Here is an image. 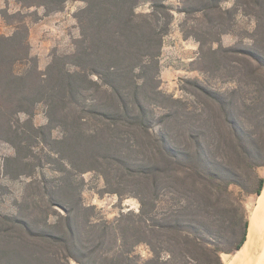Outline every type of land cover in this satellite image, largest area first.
Masks as SVG:
<instances>
[{"label": "trees", "instance_id": "16d2710c", "mask_svg": "<svg viewBox=\"0 0 264 264\" xmlns=\"http://www.w3.org/2000/svg\"><path fill=\"white\" fill-rule=\"evenodd\" d=\"M67 1L26 4L44 6L45 14H52ZM82 1L74 52L55 56L45 72L34 64L27 24L12 35H0V140L14 144L18 153L30 150L32 138L47 128L79 127L85 116L76 114L77 108L107 125L90 136L74 132L71 145L69 137L53 140L62 144L52 149L64 160L59 169L64 175L44 192L53 207L67 212L51 223L48 209L41 208L43 217L31 218L23 205L19 215L1 217L0 264H70L71 259L80 264H226V255L244 244L249 225L243 194L236 195L231 186L259 194L264 185L258 173L264 166V0H236L232 7H224L223 0H199L195 8L184 9L201 12L206 23L195 32L202 69L209 71L210 55L214 71L223 69L237 81L221 91L189 79L196 91L187 99L160 90L159 57L172 22L165 0ZM143 1L152 3L151 12H137ZM238 12L255 18L254 29L247 32L252 42L244 48L224 46L220 35L233 31ZM23 62L30 67L21 73L16 68ZM157 96L169 104H158ZM40 103L47 107L49 122L35 126ZM150 104L165 113L156 117ZM22 113L28 116L23 121ZM113 125L138 128L143 136L132 131V138L125 137L121 129L112 133ZM79 142L85 144L82 155L125 165L117 169V178L131 184L141 204L131 221L115 226L87 218L78 223L73 212L82 197L73 170L79 167L69 149ZM112 146L116 154L111 157ZM125 146L134 153L132 164L123 156ZM242 168L250 170L248 176H242ZM141 243L150 246V258L134 254Z\"/></svg>", "mask_w": 264, "mask_h": 264}, {"label": "rangeland", "instance_id": "374dc122", "mask_svg": "<svg viewBox=\"0 0 264 264\" xmlns=\"http://www.w3.org/2000/svg\"><path fill=\"white\" fill-rule=\"evenodd\" d=\"M29 1V0H27ZM20 0H7L3 8L0 9V35H12L19 28L27 24L30 28L33 23H36L41 18L40 12L46 13L44 6L29 5ZM199 0H165V3L170 8L172 13V22L168 32L163 37V46L159 57V85L160 90L176 99L192 98L190 92L196 91L187 80H199L205 86L221 91H227L237 85L236 79H232L226 75L225 70L214 71L213 57L209 55L207 66L209 71L205 72L202 69L200 60V43L195 32L206 26L201 12H186L184 9L195 8ZM236 0H223L224 7L234 6ZM82 0H68L63 10L54 12L57 14L52 25L54 29H45L38 31L36 37L46 42L42 52V59L31 53L36 58L34 64L45 72L48 65L57 55L71 54L75 50V42L81 36V28L77 18V14L81 8L85 6ZM152 3L143 1L137 7L139 13H149L152 11ZM256 24L253 16H247L242 12L236 13L235 26L233 31L220 35V43L224 46H237L244 48L251 44L247 32L254 29ZM219 36V35H218ZM218 42H214V47H218ZM30 67V65H29ZM26 62L17 65V71L23 73L28 68ZM155 72V71H154ZM153 73V71H152ZM194 99V98H193ZM195 100V99H194ZM160 105H168L169 103L161 96L155 99ZM149 108H154L156 117L162 116L165 109L158 105H152ZM74 114V113H72ZM76 114L85 116L80 121V126L75 130L64 131V127L58 126L54 129L47 128L43 135L32 138V148L30 150L21 148V153L17 151L14 144L9 141L0 140V218L15 217L19 215L23 205L28 208L24 209L25 214L32 216H42V209H48L51 212L50 222L57 223L61 219V215L66 214V208L56 205L52 206V199L46 194L45 188L51 189L56 183H59V178L64 175L59 169L62 168L63 159L52 148L62 149V144H56L53 140L66 139L69 137L71 142L77 138L74 132L84 136H90L92 133L100 132L106 128V123L101 117L83 112L81 108L76 109ZM28 116L25 113L20 115L21 120H25ZM49 122L47 116V107L40 103L37 105L33 116L35 126L45 125ZM109 124V122H107ZM154 129L159 131L160 125L154 122ZM111 128H115L114 125ZM120 129L125 137L133 136L136 133L143 136V133L135 127L121 126L111 131L118 133ZM264 132L262 131V134ZM45 138V140H44ZM81 138V137H80ZM44 140V142L42 141ZM68 140V139H67ZM84 141L83 138L80 140ZM79 142L72 147L69 155L79 170H73V179L78 185L82 205L73 212L77 214V221L80 225L85 223V220L91 219L92 222H110L113 225L126 223L135 218L133 213H138L140 210V200L136 196L133 187L128 182L120 181L117 176L118 168H125L124 164L105 160L103 158L96 161L95 157L82 155L81 151L85 147L84 143ZM25 144V142H22ZM66 144V143H65ZM65 149V154H66ZM123 156L127 162L134 163L131 157L134 156L133 151H130L127 146L123 148ZM115 146H112V151L108 156H115ZM18 155V158L16 156ZM130 155V156H127ZM15 158V159H14ZM68 163V160L65 159ZM120 166V167H119ZM110 173H104V171ZM242 176H248L250 170L242 168L240 170ZM264 166L258 168V173L262 176ZM246 184V183H245ZM120 190V192L116 191ZM231 190L236 194H243V203L249 211V216L253 205L256 203L258 194H246L242 187L238 184H233ZM79 198V197H78ZM76 197V200H78ZM76 202V201H75ZM39 204V208L36 207ZM70 205H68L69 207ZM86 207L87 209L83 208ZM129 215L127 218L121 216ZM133 217V218H131ZM130 218V219H128ZM249 226V225H248ZM237 238L235 239V241ZM234 241V242H235ZM228 244V243H227ZM225 246H228V245ZM231 247V246H230ZM134 254L145 260L150 258L153 253L150 246L146 243H141L135 248ZM231 255H226V259ZM70 264H80L76 260L71 259Z\"/></svg>", "mask_w": 264, "mask_h": 264}, {"label": "bare ground", "instance_id": "6f19581e", "mask_svg": "<svg viewBox=\"0 0 264 264\" xmlns=\"http://www.w3.org/2000/svg\"><path fill=\"white\" fill-rule=\"evenodd\" d=\"M226 264H264V185L249 216L247 238Z\"/></svg>", "mask_w": 264, "mask_h": 264}, {"label": "crops", "instance_id": "0c3cea01", "mask_svg": "<svg viewBox=\"0 0 264 264\" xmlns=\"http://www.w3.org/2000/svg\"><path fill=\"white\" fill-rule=\"evenodd\" d=\"M7 0H0V9L3 8L6 4ZM41 18L36 23H33V25L30 26V42L32 45V53L35 55H38L40 59H42V52H40V49H44V46L46 42L41 40L40 38H37L36 33L41 30L45 29H54V26L52 25L54 22V19L56 18L57 14H45L43 12H40Z\"/></svg>", "mask_w": 264, "mask_h": 264}, {"label": "water", "instance_id": "95a60500", "mask_svg": "<svg viewBox=\"0 0 264 264\" xmlns=\"http://www.w3.org/2000/svg\"><path fill=\"white\" fill-rule=\"evenodd\" d=\"M259 194H260V193H259ZM259 194H258V195H259Z\"/></svg>", "mask_w": 264, "mask_h": 264}]
</instances>
